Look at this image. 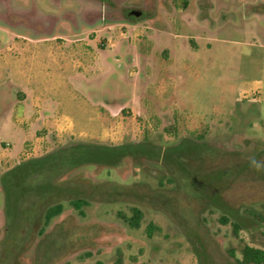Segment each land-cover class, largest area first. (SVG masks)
<instances>
[{"label":"rangeland","instance_id":"1","mask_svg":"<svg viewBox=\"0 0 264 264\" xmlns=\"http://www.w3.org/2000/svg\"><path fill=\"white\" fill-rule=\"evenodd\" d=\"M46 37L83 43L78 58L94 61L72 87L108 105L68 133L35 126L34 142L27 119L74 111H23L20 84L4 85L0 264H235L229 247L264 248V0H0L1 66L22 69L29 55L13 44ZM78 141L115 146L120 162L59 178L91 204L81 215L62 200L40 234L59 199L39 183L69 164L32 160ZM133 207L140 227L127 221Z\"/></svg>","mask_w":264,"mask_h":264},{"label":"crops","instance_id":"2","mask_svg":"<svg viewBox=\"0 0 264 264\" xmlns=\"http://www.w3.org/2000/svg\"><path fill=\"white\" fill-rule=\"evenodd\" d=\"M185 9L177 8V12L182 13ZM176 37H185V33H177ZM190 37H194L190 35ZM56 38V37H53ZM196 38V37H194ZM197 39V38H196ZM53 40V41H52ZM75 40L58 44L55 39H28L14 46H21L24 52L29 55L28 64H36L35 68L27 69L25 65L22 69L16 70L12 68V61L6 65L0 63V94L8 93L7 88H3L7 81L12 84L14 81L20 84L22 97L16 101L23 111L27 110H72L68 118H54L42 114L38 118L27 119L31 125L29 130H24L26 138L37 142L44 138L36 137L34 128L37 126H53L60 131L65 130L71 132L72 127H79L82 124L91 125L97 116H94L90 111L100 105H108L107 101H93L87 94L72 87V80L81 79L87 73L90 66L93 65L92 55L85 59L78 58L79 46L83 43H73ZM44 43V45H41ZM179 44L176 51L179 52ZM65 48V49H64ZM34 60L33 58H36ZM84 58V59H83ZM83 59V60H82ZM2 61V60H1ZM49 63L55 67V72L49 71ZM87 76V75H86ZM260 86L259 82L250 85L248 88L257 89ZM5 95V94H4ZM11 95L13 93L11 92ZM81 98H79V97ZM127 102L125 101L123 105ZM42 120V121H41ZM36 126V127H35Z\"/></svg>","mask_w":264,"mask_h":264},{"label":"trees","instance_id":"3","mask_svg":"<svg viewBox=\"0 0 264 264\" xmlns=\"http://www.w3.org/2000/svg\"><path fill=\"white\" fill-rule=\"evenodd\" d=\"M65 155V159L68 162V167L58 168L55 171H49L43 177V180L39 184H43L49 188L55 189L58 193L59 201L48 205L44 210V225L40 229V234H43L46 227L51 223L54 217L63 213L65 204L62 200H68L69 204L76 209L81 215H85V207L91 204L93 196L87 193L86 189H82L79 186L67 188V183H57V180L63 177L69 170L77 167H81L87 164H104V165H117L120 161L117 158L116 147L103 143L96 142H84L78 141L69 145L61 146L44 156L34 158L33 163L43 164L49 158H56L58 155ZM7 176H4L6 182ZM65 187L67 189H65ZM9 189V188H8ZM7 189V190H8ZM70 194H61L62 191L67 190ZM12 195L11 191H7V198ZM8 207V204H7ZM143 217V211L139 207L132 208V215L127 218L128 223L132 227H140ZM264 217V215L262 216ZM227 218L224 217V221ZM237 226V224H236ZM151 228V226H150ZM158 228V227H157ZM151 232V231H150ZM230 257L234 259L235 264H264V248L253 246L250 244H244L241 249V257L236 254L234 247L227 249ZM121 260L119 258V264ZM65 264H74L66 262ZM95 264H109L103 260H97Z\"/></svg>","mask_w":264,"mask_h":264}]
</instances>
